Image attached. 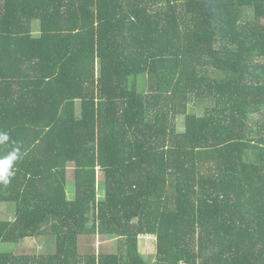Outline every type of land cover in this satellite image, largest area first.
Instances as JSON below:
<instances>
[{"label":"trees","instance_id":"16d2710c","mask_svg":"<svg viewBox=\"0 0 264 264\" xmlns=\"http://www.w3.org/2000/svg\"><path fill=\"white\" fill-rule=\"evenodd\" d=\"M0 132V264H264V0H0Z\"/></svg>","mask_w":264,"mask_h":264},{"label":"rangeland","instance_id":"374dc122","mask_svg":"<svg viewBox=\"0 0 264 264\" xmlns=\"http://www.w3.org/2000/svg\"><path fill=\"white\" fill-rule=\"evenodd\" d=\"M190 112L197 113L200 117L204 115L203 109L199 110L197 108H189ZM178 129L182 130L183 128V118H179L178 120ZM69 183L74 181V172L73 170L69 171V177H68ZM200 187H203V184H199ZM69 196L70 198L74 195V184L72 183L70 185L69 189ZM3 205L0 204V222H2L1 219L4 218L2 215L9 214L6 209L1 208ZM6 206V205H5ZM123 240H119L117 238L112 239H100V237H96L92 240L91 245L94 247H91L90 244H88L86 241L82 243L83 248V254H88V252H92L94 249V252L97 254L98 252H111L115 253L116 248L119 242H122ZM139 241L141 242L140 251L141 254L146 258V260L153 264L155 261L156 256V244L155 239L153 236H141L139 238ZM48 238L45 239H28L21 242L19 245L9 244V243H0V254L6 253V254H14V255H28V256H35L39 255L41 253H47L48 252ZM54 249V248H53Z\"/></svg>","mask_w":264,"mask_h":264},{"label":"clouds","instance_id":"9594fccd","mask_svg":"<svg viewBox=\"0 0 264 264\" xmlns=\"http://www.w3.org/2000/svg\"><path fill=\"white\" fill-rule=\"evenodd\" d=\"M9 141V135L6 132H0V143H7ZM20 158V152L18 148H14L5 157L0 158V183L8 184L10 178L14 175L12 171L13 165Z\"/></svg>","mask_w":264,"mask_h":264},{"label":"built area","instance_id":"2783aa9c","mask_svg":"<svg viewBox=\"0 0 264 264\" xmlns=\"http://www.w3.org/2000/svg\"><path fill=\"white\" fill-rule=\"evenodd\" d=\"M179 264H185L184 262H180Z\"/></svg>","mask_w":264,"mask_h":264},{"label":"crops","instance_id":"0c3cea01","mask_svg":"<svg viewBox=\"0 0 264 264\" xmlns=\"http://www.w3.org/2000/svg\"><path fill=\"white\" fill-rule=\"evenodd\" d=\"M147 236H145V238H146ZM140 246H141V242H140Z\"/></svg>","mask_w":264,"mask_h":264}]
</instances>
